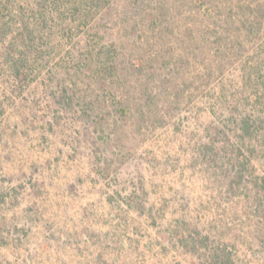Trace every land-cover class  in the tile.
<instances>
[{
    "label": "rangeland",
    "instance_id": "374dc122",
    "mask_svg": "<svg viewBox=\"0 0 264 264\" xmlns=\"http://www.w3.org/2000/svg\"><path fill=\"white\" fill-rule=\"evenodd\" d=\"M131 4L113 26L121 61L108 86L76 74L84 63L57 39L41 44L44 69L16 81L2 26L0 264H264V157L237 153L232 128L206 116L264 108L252 23L264 0ZM201 208L197 235L188 216ZM184 221L189 245L171 229Z\"/></svg>",
    "mask_w": 264,
    "mask_h": 264
},
{
    "label": "trees",
    "instance_id": "16d2710c",
    "mask_svg": "<svg viewBox=\"0 0 264 264\" xmlns=\"http://www.w3.org/2000/svg\"><path fill=\"white\" fill-rule=\"evenodd\" d=\"M7 1L5 0V4L0 7V31H3V25L9 27L7 33L3 34L5 36L10 34L14 40L13 46H16L14 53L9 52L8 57L9 70L16 81L21 82L27 77H34L38 71L44 69L46 60L41 55V44L44 40L50 43L56 39L62 40L60 45L67 48L66 53L71 56L70 58L68 56L70 62L84 63L83 69L75 70L76 74L96 77L101 84L107 86L110 84L107 77L118 74L121 57L116 51L118 39L113 26L116 27V23L119 22L117 19L121 15L125 16L126 12L132 9L131 3H134V0H10L8 3ZM6 16L10 17L12 27L8 23H2ZM252 23L257 24L259 30L264 33L262 16L261 19L253 17ZM125 97L119 101L120 116L131 111V103ZM145 107L148 109L147 104ZM2 114L3 108L0 104V118ZM206 114L212 119L209 121V128L219 127L224 132L231 127L236 138H240L237 153H242L243 156L245 152L243 147L247 149L250 147L249 161L256 158L259 165L262 164L260 157H264V108L238 109L220 106L208 109ZM202 144L205 145V154H208L209 143L206 141ZM258 181L260 185L256 194L264 199V177L255 178L256 186ZM203 218H205L203 208L190 212L188 216L192 231L197 232V235H201L203 231L201 226ZM190 223L186 221L176 223L171 228L175 230L174 236L186 245L194 240L190 230L184 234L186 225ZM186 236L192 242H186Z\"/></svg>",
    "mask_w": 264,
    "mask_h": 264
}]
</instances>
